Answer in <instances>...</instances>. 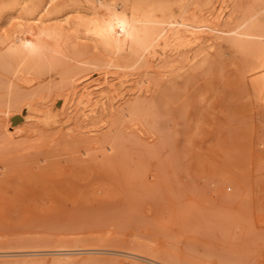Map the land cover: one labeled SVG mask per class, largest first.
I'll return each mask as SVG.
<instances>
[{
	"label": "rangeland",
	"instance_id": "obj_1",
	"mask_svg": "<svg viewBox=\"0 0 264 264\" xmlns=\"http://www.w3.org/2000/svg\"><path fill=\"white\" fill-rule=\"evenodd\" d=\"M262 75L264 0H0V264H264Z\"/></svg>",
	"mask_w": 264,
	"mask_h": 264
},
{
	"label": "bare ground",
	"instance_id": "obj_2",
	"mask_svg": "<svg viewBox=\"0 0 264 264\" xmlns=\"http://www.w3.org/2000/svg\"><path fill=\"white\" fill-rule=\"evenodd\" d=\"M70 2V1H69ZM21 3V2H20ZM94 4H96V2H94ZM99 5V4H98ZM94 7V6H93ZM95 8V7H94ZM93 8V9H94ZM124 11H122V12H120L119 14L117 13V14H114V16L112 17V18H110V19H112L111 20V22L112 23H114V25L116 24V26L119 28V30H120V34H118L119 36H117V38L115 39V40H117V39H119L120 41H122V44L124 43L123 41H125L126 39H127V37L129 36V35H131V34H138V32L139 31H142L143 29H142V27H141V20H140V18H138V17H136L134 14H132V13H130V14H127V13H123ZM97 17V16H96ZM80 18H78V20H79ZM82 19V18H81ZM80 19V20H81ZM109 19V18H108ZM30 20H32L33 22H41L42 23V21L40 20V18L39 17H32V18H30ZM84 20V19H83ZM146 22L148 21V20H145ZM28 22V21H27ZM86 22H88L87 21V19H86ZM144 22V21H143ZM160 22V21H159ZM90 22H88V24H89ZM59 24V23H58ZM64 24V23H63ZM80 24H81V22H80ZM109 24H111L110 22H107L106 20H104V21H102V20H100V19H97V20H95V21H93L92 22V24H91V26H90V30L95 34V35H97L99 38H100V40H101V42L103 43V44H105L106 46H109L110 45V42H111V40H112V37H113V35H114V33L116 34V31L114 32V33H112L111 32V29H110V26H112V25H109ZM20 25H22L21 23H20ZM24 25V24H23ZM26 25V24H25ZM183 25H187L186 23H184ZM116 26H113L114 28L116 27ZM143 26V25H142ZM157 27V26H156ZM28 29V28H27ZM81 30V29H80ZM114 30V29H113ZM115 30H116V28H115ZM156 30H158L157 28H156ZM155 30V31H156ZM37 31H41V29L40 28H38V29H35L34 27H33V25H31V27H30V29H28L27 31L25 30V33L27 32V34L26 35H24V34H19V32H15V34H14V36H13V38H14V40H16V42L18 43V46H17V52L18 53H20V54H23L24 56H26L25 58H27V57H32V56H40L41 55V53H40V51H38L37 49H35L34 48V46H32V45H30L29 44V40H30V38H33L35 35H38L37 33ZM50 31V30H49ZM54 31V30H53ZM143 31H148V34H150V32L152 31V29L149 31L148 29L147 30H143ZM183 32V31H189V29H187V28H184V26L182 27H180V28H178V30H177V32ZM50 32H52V31H50ZM82 32V31H81ZM154 31H152V33H153ZM117 33H119L118 31H117ZM151 33V38H153V36L155 35V37H156V34H152ZM51 34V33H50ZM82 34V33H81ZM147 34V35H148ZM158 34V33H157ZM117 35V34H116ZM72 36V35H71ZM114 37H115V35H114ZM149 36H147V38H148ZM175 38L176 39H178L179 38V35L177 34L176 36H175ZM138 39V38H137ZM119 40H117L119 43H120V41ZM141 41V40H140ZM144 41V40H143ZM151 41H152V39H151ZM112 42H113V40H112ZM150 42V41H149ZM185 42V44L186 43H188L187 41H184ZM113 43H115V42H113ZM118 43V44H119ZM126 43V42H125ZM122 44H120V46L122 47ZM114 45H116V44H114ZM112 45H110L109 47H111ZM124 46V45H123ZM112 48H113V46H112ZM91 49V48H90ZM254 80V82H255V84L256 85H258L262 90H264V75H262V77L259 79H257V78H254L253 79ZM259 89V88H258ZM260 92V91H259Z\"/></svg>",
	"mask_w": 264,
	"mask_h": 264
}]
</instances>
